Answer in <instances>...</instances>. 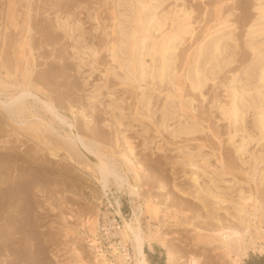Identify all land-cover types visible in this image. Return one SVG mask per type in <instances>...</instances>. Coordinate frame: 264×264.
Returning <instances> with one entry per match:
<instances>
[{"label":"rangeland","instance_id":"374dc122","mask_svg":"<svg viewBox=\"0 0 264 264\" xmlns=\"http://www.w3.org/2000/svg\"><path fill=\"white\" fill-rule=\"evenodd\" d=\"M116 2L122 4L124 0ZM165 2L164 9L176 6L177 2L178 6L186 4L192 11L195 28L193 37H187L176 53L174 99L168 98L172 90L166 83L154 90L150 84L132 82L119 63L112 60L109 46L116 38L111 14L113 0H0V41L8 40L9 35V41L0 45V64L5 67L0 65V77L8 84L12 83L11 79L21 84L29 81L38 94L53 102L58 116L68 121L66 124L46 112L34 95L27 98L31 110L42 115L46 122L53 120L56 130L28 116L29 111H26L27 117L14 120L10 113L0 114L3 125L0 153L21 156L24 162L19 163L27 165L23 164L27 173L36 171L37 166L45 174V179L41 177V181L29 184L28 191H15V198L11 200L10 211L16 214L13 224L16 226L8 230L22 237L17 245L27 256L23 263L64 264L69 260L67 257H74L75 246L82 264H92L98 257L89 241L90 225L95 220L101 248L110 261L116 262L111 243H119L120 238L108 237L107 233L114 228L110 229L111 225L105 221L115 218V227L123 226L122 217L116 214L119 202L125 218L132 219L136 210L141 215L143 231L158 234L151 241L153 248L146 247L150 264H191L193 257L194 264H232L234 260V264H264V144L252 140L245 149L237 151L242 137L237 136L236 144L232 143V125L217 107L219 101L228 99L226 84L250 60L245 34L248 20L257 12L258 1ZM10 15H13L12 23ZM228 16L235 25L234 38L228 40L223 56L232 57L233 62L217 72L214 80H208L200 93L186 82L185 68L197 42ZM56 19L66 24L67 29L58 28ZM69 27L74 28L73 35ZM91 49L97 51L92 56ZM78 53L84 56L83 62L78 61ZM96 90L101 93L98 100H92ZM6 94L0 93V105ZM72 116L74 128L86 142L102 151L120 171L124 167L129 170L130 177L139 186L138 194L127 188L119 190L112 180L108 195L104 196L85 166L91 162L75 152L74 160L71 158L61 137L70 131ZM245 121L246 129L257 136L252 112L247 113ZM31 122L39 129H33ZM6 128L12 132L9 134ZM238 128L239 135L245 136V128L241 124ZM123 135L135 146L138 169L122 155L117 137ZM53 150L58 156L52 155ZM189 156L194 158L193 163L197 162L195 170L183 163ZM193 173L198 183L192 180ZM247 195H253L249 199L251 204ZM242 197L246 198L247 206L243 205ZM155 204L162 211L158 215L152 214ZM241 204L246 209L237 212ZM165 210L169 211L168 216H163ZM222 225L239 228L241 234L248 229L256 240L247 235L242 247H229L228 256V249L221 242L225 235H218L216 231ZM17 226L21 231L15 229ZM258 231L263 236L257 237ZM200 233L203 238L197 237ZM210 235L217 240L207 243ZM128 248L132 253L131 243ZM36 252L41 258L38 261ZM169 253L173 256L172 262H169Z\"/></svg>","mask_w":264,"mask_h":264},{"label":"bare ground","instance_id":"6f19581e","mask_svg":"<svg viewBox=\"0 0 264 264\" xmlns=\"http://www.w3.org/2000/svg\"><path fill=\"white\" fill-rule=\"evenodd\" d=\"M165 1L166 0H124V3L117 4L116 0H113L114 8L111 14H113V23H114L113 34H114V38L115 37L116 38L113 39V41L110 43L109 52L112 60L117 61L119 63V66L126 71L128 80H131L132 82H144L146 84H150L154 90L157 89L158 85L162 87V85L166 83L171 87L170 90H172L168 94V98L174 99L176 97L175 94L172 92H173V88L176 89V86L173 87L175 84L173 77L175 73L176 53L179 46L183 44V42L186 40L187 37H193L195 33V28L191 16L192 11L187 9L188 7L186 8V4L178 6V2H177L176 6L172 5V7H170L169 9L168 8L164 9L163 5L164 3H166ZM257 1H258V5L255 7L257 12L252 16V18L248 20L246 34H245L246 36L245 43L246 46L249 48L251 54L250 60L244 62L240 68V74L239 73L234 74L230 82L226 84V92L228 99L226 101H219V104H217V107L220 109L222 116L229 121L230 125H232V128L230 130V140L232 141V143L236 144L237 136L242 137L239 142V145L236 148L237 151L240 149H245L252 140L262 141L263 142L262 144H264V0H257ZM11 16L13 15H10V18ZM12 20L13 17L11 18V23ZM56 21L58 28L67 29L65 27L66 24L64 25V23H62L60 19L58 20L56 19ZM69 28L71 29V27ZM234 28L235 25L233 22L230 21L229 16L225 17L223 20H220L217 23V25L213 29H211L199 42H197L196 47L191 56L192 58L188 63V65L186 66L184 73L186 82L187 81L189 82V85L193 90H197L200 91V93H202L205 83L208 80H214L217 72L221 71V69L224 66H227L233 62L232 57H228V55L223 56V53L227 51L228 40L234 38V35L232 33ZM71 30H72L71 35H73L74 28ZM8 36H7L8 40L6 39L7 42L9 41ZM6 40L3 41V43H7ZM1 43L2 42L0 41V45ZM3 43L2 45H4ZM73 48H75L74 45ZM96 52H97L96 50L91 49L89 55L92 56ZM77 57H78L77 59H79L78 61L81 60L83 62L84 56L82 55L79 56L78 53ZM6 72H8L7 69ZM11 81L12 83L8 84L0 77V93L7 92L6 94L7 96L5 100L1 101L2 105H0V114L4 116V113H10L11 116L13 115L11 119L14 120V118L20 119L23 117H27L26 111H29L28 116L35 117L36 119L41 120L40 122H44L50 125L48 126L49 128L52 126L53 129L56 130V128L53 126V122H54L53 120L51 122L50 121L46 122L42 115H39L37 112H33L31 110L32 105L28 103L27 98L30 95H34V97L36 96V98L42 102V108H44L46 112L51 113V115L54 118L56 117L60 118L56 113L53 102L48 98H46L45 96H43L42 94L41 95L38 94L37 91L34 90V86L31 83H29V81L28 82L24 81L23 84L15 83L13 79H11ZM100 93H101L100 90L94 91V93L92 94V98H93L92 100H96L97 98H99ZM181 112L184 113L183 110H181ZM248 112L253 113L255 127L257 128V133H258L257 136L256 135L253 136L252 132L246 129L245 117ZM71 113L73 115L74 111L72 110ZM71 119L73 121L72 123H69L68 126L70 127V131H68L65 136L61 135L62 136L61 138L64 141L63 142L64 146L68 148V151L71 154V158L73 160H74V152H75L84 155L85 158H87L91 162L92 165L90 163H85V166L88 170H90V175L99 184L101 193L104 194V196H107L108 195L107 191L110 189L112 180H114V183L117 185V188L119 190H124L127 188L131 193L138 194L139 186L137 184V181L133 180L130 177L129 170L126 167H124L120 171L115 164L111 163L110 160H108L107 156H105L102 151L98 149H94L91 146V143L86 142L85 137L82 136V134L77 129L74 128L73 116L71 117ZM5 120L6 118H4V121ZM60 120L66 124L68 123L66 119L60 118ZM191 122L192 121H190V123ZM31 123L33 129L35 130L39 129V126L36 125V123L33 122ZM11 124H9V126H11ZM43 124H40V126H43ZM238 124H241L245 128L244 130L246 132L245 136L239 135ZM22 125L23 124H20V126ZM6 130L8 131L10 129L6 128ZM192 131L193 129L188 132H192ZM0 132H3V125L1 121H0ZM10 132H12V130L8 131L9 134ZM14 132L18 133V131L17 132L14 131ZM117 139L122 146L121 152L124 159L127 162L131 163L133 166H135L136 169H138L139 168L137 165L138 161L135 160L136 155L134 156L135 146L133 145V142L130 140V138L126 137V135L120 137L118 136ZM10 147L11 149L16 148L15 146H10ZM2 153H0V262L3 264H25L23 263V261L26 260L25 259L26 254H24V252H20L21 246L17 245L21 241L22 237H16L17 235L14 236L15 232L13 231L11 232L8 230V228L14 224L15 222L14 219L16 218L14 217V215L16 216V214L10 211L12 204L11 200L12 198L13 199L15 198L14 196L15 191L16 192L19 191V193L20 190L28 191L26 190V187L29 186V184L31 183L35 184V182L41 181V177L43 178L45 174L39 167L37 168V166H36V171L30 172L29 170L31 169H28L29 173H27L26 171L27 169L26 170L23 169L25 167L23 166V164L24 165L26 164L19 163L20 161L24 162L23 160H20V158L23 159L21 156H19L20 158L19 157L15 158L10 155H4ZM57 153L58 152H54V150L52 151V155L58 156ZM10 154H12V152ZM190 158H188V161L186 160L183 163H185V165L189 164L190 165L189 167L193 169L195 167V164H197V162L193 163L192 160H194V158L193 159ZM195 169L196 168H194L193 170ZM200 169L201 168H198V170ZM195 173L197 174V172ZM193 175L195 174L193 173ZM52 176H54V174ZM193 177L194 178L192 180L196 182L198 180L199 182V179L196 175ZM53 178L55 179V177ZM53 178H49V179H53ZM200 193L198 194L200 195ZM246 194L247 193H245V195ZM247 196H248L247 201H249V199H252L253 197V195L250 196L247 195ZM17 197L18 196H16V199L18 200ZM242 200H243V205L247 206L246 204H244L246 198L242 197ZM24 202L22 204H24ZM206 203L207 202L205 201V204ZM117 205L118 208L116 209V214L122 217L123 226L116 228L115 218L113 220H110L111 218L107 217L108 219L105 221L111 225L110 229L114 228L109 233H107L108 237L110 239L111 237L120 238L119 243L118 242L111 243V247L113 248L112 254L115 257L116 262L110 261L107 258V255L104 252V250L101 248L102 243L99 240L100 236L97 229L98 221L95 220L90 225L91 234L89 235L90 236L89 241L92 243L91 245L94 248L95 252H97L98 257L97 260L94 261L92 264H150L146 255V247L148 245L150 249L153 248L151 241L153 238H156L158 234L152 231H149V233L143 231L141 226V215H139L136 212V210L134 211L133 218L127 219L123 216V213L120 209L121 207L119 208L120 206L119 202H117ZM243 205L242 204L240 205L237 212H242L246 209L244 208L245 206L243 207ZM160 211H161L160 207H158L157 204L152 206V214L158 215ZM163 212H164L163 216H168L170 214L168 210H165ZM19 220L21 222V219ZM89 220L90 218H88L87 222ZM223 227L224 226L222 225L221 227L222 229L216 231L218 235L221 236L225 235V237L222 238L221 242L224 245H226L228 249V256H230L229 247L233 245L242 247L245 241V237L247 235L250 234L252 241L256 240V237L248 229H245L246 232H244V234H241L242 232L238 230L239 228L230 229V227L227 228H223ZM244 227L246 228L247 226ZM15 229L19 230L20 228L17 226V228ZM106 229L108 230V227ZM202 234L200 233L197 237L203 238L204 235ZM261 236L263 235L258 231L257 237H261ZM24 237H26V235H24ZM207 238H210V241L208 240L207 243H213L214 241L217 240L215 236H211V235L207 236ZM129 243H131L132 245V249H133L132 253L129 251L128 248ZM72 253L74 255L73 257L74 259L73 258L71 259V257H67V259L69 260L64 264H82L83 259L81 257L80 252L75 246H73L72 248ZM13 255L14 257H11ZM35 258L36 260L37 258L39 259L38 253L35 254ZM168 258H169V262L173 261V256L171 253H169ZM234 262L236 261L234 260L232 264H234ZM192 263L193 264L195 263V257L191 258V264Z\"/></svg>","mask_w":264,"mask_h":264}]
</instances>
